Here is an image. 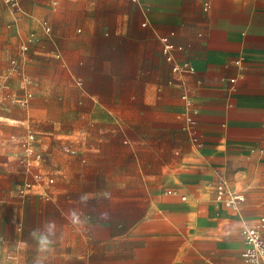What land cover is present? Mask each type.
Here are the masks:
<instances>
[{"label":"crops","instance_id":"0c3cea01","mask_svg":"<svg viewBox=\"0 0 264 264\" xmlns=\"http://www.w3.org/2000/svg\"><path fill=\"white\" fill-rule=\"evenodd\" d=\"M18 1L21 14L12 13L41 18L50 39L36 38L27 55L22 41L19 70L11 61L0 82L30 96L0 109V264H34L30 233L49 218L61 238L46 264H246L242 228L264 217V0H59L57 11L53 0ZM34 51L75 80L88 141L31 131L53 117L44 68L25 72ZM185 64L193 72L173 71ZM188 112L201 148L182 130ZM31 133L43 156L33 171L51 186L19 164ZM218 175L245 196L239 212L215 204ZM72 209L82 226L69 222Z\"/></svg>","mask_w":264,"mask_h":264},{"label":"rangeland","instance_id":"374dc122","mask_svg":"<svg viewBox=\"0 0 264 264\" xmlns=\"http://www.w3.org/2000/svg\"><path fill=\"white\" fill-rule=\"evenodd\" d=\"M14 14L20 15L21 13ZM14 14L10 10V7L0 0V82L8 75L12 59L20 56L19 45L22 41L31 39L32 35H34L33 33H35L31 42L33 45L36 42V38H43L45 43H48V39H50L46 35H43L40 30L39 22L41 18L32 20L24 17L23 14L20 18ZM22 57L24 58V56ZM29 58H31V62H27V66L25 67V72L27 74H29L28 70L31 65L44 68L40 72L45 83L44 95L46 99L51 101L47 103V108L50 110V116H53L44 121L35 120L33 123L34 127L31 131L42 130L47 132L55 130L59 132V134L62 135L61 138L64 139L69 138L65 134L76 131L75 136L71 138L72 140L79 139L84 141V137H86L85 141H88L90 136L85 132L88 130L89 120L82 116L79 111L83 105L76 100L77 97L80 96V93L79 88L75 84V80L68 75L65 71L66 69L61 68V63L57 61L54 56L48 55L41 60L39 54L34 51ZM36 60L43 62V64H34ZM13 76L8 80L15 89L19 90L21 81L20 76ZM33 101H35V99ZM55 102H59L60 104H56ZM36 172L44 174L40 171ZM29 185L30 184H27L26 187Z\"/></svg>","mask_w":264,"mask_h":264},{"label":"built area","instance_id":"2783aa9c","mask_svg":"<svg viewBox=\"0 0 264 264\" xmlns=\"http://www.w3.org/2000/svg\"><path fill=\"white\" fill-rule=\"evenodd\" d=\"M14 13H21L22 7L18 0H2ZM59 6V0L52 1L53 11H57ZM209 9V4H205V10ZM43 27L45 32L50 33L51 29L48 23L44 22ZM29 39L25 44H22L20 51L22 55H27L30 52V44L32 42ZM164 49L163 53L168 60H171L169 57V52L172 50L171 45L168 42V38L163 39ZM14 71H18L20 68L19 63L16 60L12 61ZM173 71L176 73L184 72H193V68L189 65H179L173 68ZM235 81H232L234 83ZM81 84L80 82H78ZM29 98H16L13 97L7 89L0 91V109L5 108L9 109L13 105L26 106L29 102ZM183 100L186 102L187 106L190 108L193 107L191 99L187 96H183ZM182 130L190 137L192 143L201 148L204 145L202 136L199 132V122L195 118V114L188 112L184 114V125ZM36 135L31 133L29 134L24 141L20 144L22 154L19 160L20 166L23 168L26 174L30 175L34 180L39 183L46 182L48 185L53 183V179L47 178L45 174L35 173L33 171V165L35 163H40L43 159V156L37 151L36 148ZM215 191V204L219 207H224L235 212H239L242 204L245 202V196L236 191L232 186L230 180L223 175H218L215 182L211 184ZM30 187V185H29ZM169 195H174V191H168ZM185 197H182V200H185ZM243 238V249H242V258L246 264H264V217H261L253 224H246L241 231ZM2 240V239H0Z\"/></svg>","mask_w":264,"mask_h":264},{"label":"clouds","instance_id":"9594fccd","mask_svg":"<svg viewBox=\"0 0 264 264\" xmlns=\"http://www.w3.org/2000/svg\"><path fill=\"white\" fill-rule=\"evenodd\" d=\"M90 194H84L79 197L80 202H86L89 199ZM101 218L106 219L107 213H101ZM69 222L75 226L80 227L84 223L81 219V213L72 209L67 214ZM60 228L55 219H46L41 223L39 227L34 228L30 236L35 241L36 250L38 255L34 258V264H46L50 254L55 250V246L58 240L61 238L58 236Z\"/></svg>","mask_w":264,"mask_h":264}]
</instances>
